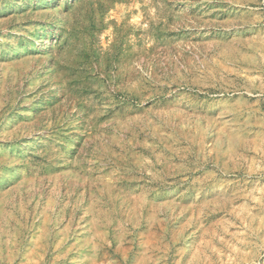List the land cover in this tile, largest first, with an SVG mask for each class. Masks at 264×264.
Wrapping results in <instances>:
<instances>
[{
	"label": "rangeland",
	"instance_id": "374dc122",
	"mask_svg": "<svg viewBox=\"0 0 264 264\" xmlns=\"http://www.w3.org/2000/svg\"><path fill=\"white\" fill-rule=\"evenodd\" d=\"M0 264H264V0H0Z\"/></svg>",
	"mask_w": 264,
	"mask_h": 264
}]
</instances>
